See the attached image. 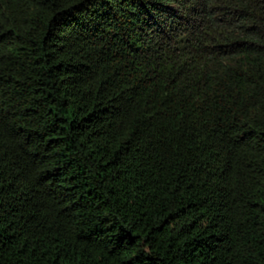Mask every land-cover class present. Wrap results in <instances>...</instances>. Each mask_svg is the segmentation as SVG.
Segmentation results:
<instances>
[{
    "label": "trees",
    "instance_id": "1",
    "mask_svg": "<svg viewBox=\"0 0 264 264\" xmlns=\"http://www.w3.org/2000/svg\"><path fill=\"white\" fill-rule=\"evenodd\" d=\"M0 264H264V0H0Z\"/></svg>",
    "mask_w": 264,
    "mask_h": 264
}]
</instances>
